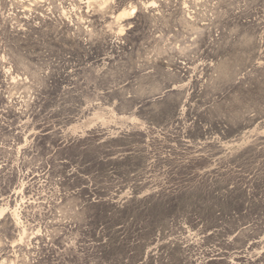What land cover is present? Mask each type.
<instances>
[{"label":"rangeland","instance_id":"1","mask_svg":"<svg viewBox=\"0 0 264 264\" xmlns=\"http://www.w3.org/2000/svg\"><path fill=\"white\" fill-rule=\"evenodd\" d=\"M0 264H264V0H0Z\"/></svg>","mask_w":264,"mask_h":264}]
</instances>
